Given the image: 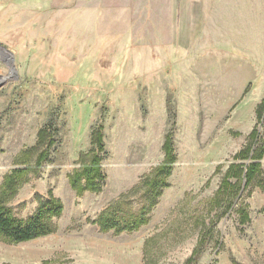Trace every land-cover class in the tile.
Masks as SVG:
<instances>
[{"label":"rangeland","instance_id":"1","mask_svg":"<svg viewBox=\"0 0 264 264\" xmlns=\"http://www.w3.org/2000/svg\"><path fill=\"white\" fill-rule=\"evenodd\" d=\"M99 126L105 179L78 195L69 179ZM253 128L263 135L264 0H0V186L27 175L5 205L19 218L38 196L63 207L55 232L0 239V264H184L200 239L197 264H264V153L252 184L217 197L249 163L234 156ZM167 134L175 161L147 223L101 232L91 220L110 204L123 221L150 201L141 182Z\"/></svg>","mask_w":264,"mask_h":264},{"label":"trees","instance_id":"2","mask_svg":"<svg viewBox=\"0 0 264 264\" xmlns=\"http://www.w3.org/2000/svg\"><path fill=\"white\" fill-rule=\"evenodd\" d=\"M247 87L248 86H246L244 93L247 92ZM261 107L262 105L260 104L257 108V117L260 115ZM51 129L52 127L50 125H45L38 133L39 140H43L46 133ZM101 129V126H99L92 132L93 145L96 146L97 151H92L93 156L89 164H85L80 171L76 172L73 177L69 179L71 187L78 195H82L84 192H99L105 179V175L100 171V157L97 154L103 150ZM248 140V144H246L234 158L248 159L249 163L243 166V168H241L239 164L230 166L217 191V197H219L220 194H225L227 197L230 196L231 199H234L241 187L242 179L244 180V186L247 187L253 183L260 173V160L264 153V132L263 135L258 138V133L255 128H253L248 136ZM256 142L259 143L253 147V144H256ZM163 147L165 151L163 162L154 168L149 175H146L141 182V188L146 192V195L149 196L150 201L147 205L142 207L138 213H133L127 220L123 221H118L114 217L115 214H118L116 212L120 204H110L102 210L95 219L91 220L93 224L98 226L101 232H108L110 230L116 234L131 232L147 223V212L156 204L163 189L168 186L167 178L171 172V165L175 161L172 154L171 137H169V134L165 136ZM45 153L40 155L39 162L47 157V153ZM22 173L25 174V169L12 170L11 173L4 176L0 186V239L9 243L26 242L55 232L56 228L52 219L59 217L63 210L61 202L51 195L46 197L38 196L37 206L30 215L25 218L15 216L5 203L15 194L18 185L24 181V178H27V175H22ZM230 178H234V181H231ZM260 187L264 190V181L260 182ZM231 204L232 202H230L227 207ZM238 210L239 222L241 224L248 223L249 216L246 208L239 207ZM205 239L206 237L203 236V240ZM203 242L202 239L199 240L184 264H197L198 258L204 249Z\"/></svg>","mask_w":264,"mask_h":264},{"label":"water","instance_id":"3","mask_svg":"<svg viewBox=\"0 0 264 264\" xmlns=\"http://www.w3.org/2000/svg\"><path fill=\"white\" fill-rule=\"evenodd\" d=\"M13 68H11V71H12ZM6 77H3V79H5Z\"/></svg>","mask_w":264,"mask_h":264}]
</instances>
